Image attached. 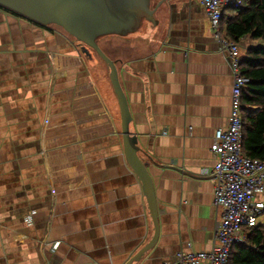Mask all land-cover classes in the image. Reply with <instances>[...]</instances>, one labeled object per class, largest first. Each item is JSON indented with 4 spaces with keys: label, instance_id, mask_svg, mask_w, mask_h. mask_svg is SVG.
Listing matches in <instances>:
<instances>
[{
    "label": "crops",
    "instance_id": "crops-1",
    "mask_svg": "<svg viewBox=\"0 0 264 264\" xmlns=\"http://www.w3.org/2000/svg\"><path fill=\"white\" fill-rule=\"evenodd\" d=\"M161 7L157 24L122 36L112 55L102 48L116 60L158 208L156 243L133 264H162L188 242L211 249L220 219L202 171L215 165L233 78L200 0ZM99 58L61 27L0 5V264H125L154 234Z\"/></svg>",
    "mask_w": 264,
    "mask_h": 264
},
{
    "label": "built area",
    "instance_id": "built-area-1",
    "mask_svg": "<svg viewBox=\"0 0 264 264\" xmlns=\"http://www.w3.org/2000/svg\"><path fill=\"white\" fill-rule=\"evenodd\" d=\"M209 20L213 39L227 62L233 78L228 123L218 127L212 137L210 150L215 165L202 171L214 180L213 205L220 210V219L213 230V243L209 250H195L187 243V250L178 251L162 264H228L232 248L244 244L247 229L259 224L264 202L256 199L264 192V158L247 157L242 152L241 94L249 79L241 74V51L237 42L227 39L221 31L224 9L240 5V0H200ZM248 112V110H246ZM32 224V214L25 217ZM59 241L52 244L58 247Z\"/></svg>",
    "mask_w": 264,
    "mask_h": 264
},
{
    "label": "water",
    "instance_id": "water-1",
    "mask_svg": "<svg viewBox=\"0 0 264 264\" xmlns=\"http://www.w3.org/2000/svg\"><path fill=\"white\" fill-rule=\"evenodd\" d=\"M165 1L159 0L152 7L151 0H0L1 6L40 24L61 27L79 43L94 51L107 65L120 109L125 158L142 183L154 228L151 239L125 264L139 261L154 247L158 236V208L152 178L139 155L142 149L137 136L130 129L132 116L116 60L102 50L97 39L105 35L126 36L137 31L143 22L157 24L155 13Z\"/></svg>",
    "mask_w": 264,
    "mask_h": 264
},
{
    "label": "trees",
    "instance_id": "trees-1",
    "mask_svg": "<svg viewBox=\"0 0 264 264\" xmlns=\"http://www.w3.org/2000/svg\"><path fill=\"white\" fill-rule=\"evenodd\" d=\"M240 2V5H232L224 10L221 21L223 35L237 43L246 36L264 42V0H240ZM241 57V74L249 79L241 94L244 108L242 152L247 157L262 159L264 158V45L248 47L241 52ZM228 264H264V223L247 229L245 243L233 246Z\"/></svg>",
    "mask_w": 264,
    "mask_h": 264
},
{
    "label": "rangeland",
    "instance_id": "rangeland-1",
    "mask_svg": "<svg viewBox=\"0 0 264 264\" xmlns=\"http://www.w3.org/2000/svg\"><path fill=\"white\" fill-rule=\"evenodd\" d=\"M152 1V3H153V6H155L157 3H155L154 4V2L156 1V0H151ZM162 9V7L159 9V10H161ZM159 12V11H158ZM158 12H157V14H158ZM157 19V18H156ZM151 25H153L152 23H150ZM134 33V32H133ZM121 39H123V37L122 36H115V35H105V36H101V37H99L98 39H97V42H98V44L100 45V47L101 48H103L107 53H109V55H112L111 53H110V48L112 49L115 45V43H117V42H120L121 41ZM106 42H108L109 44H106ZM114 43V44H113ZM262 45H264V42L262 41ZM100 60L99 61H101V64H102V67H104V69L106 70V71H108V68H107V65L102 61V59L101 58H99ZM116 96V95H115Z\"/></svg>",
    "mask_w": 264,
    "mask_h": 264
}]
</instances>
